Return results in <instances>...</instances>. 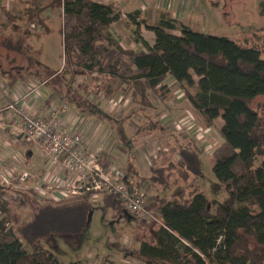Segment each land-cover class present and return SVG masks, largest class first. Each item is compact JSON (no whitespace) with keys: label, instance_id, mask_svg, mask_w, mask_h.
<instances>
[{"label":"trees","instance_id":"1","mask_svg":"<svg viewBox=\"0 0 264 264\" xmlns=\"http://www.w3.org/2000/svg\"><path fill=\"white\" fill-rule=\"evenodd\" d=\"M17 2V12L0 6L5 18L0 21V74L9 83H43L50 91L49 99H66L79 111L92 112L113 128L120 125L122 129L125 117L127 124L132 123L133 114L144 108L147 114L142 113L144 120L136 122L134 130L145 136L159 129L148 112L163 108L172 97L164 82L171 76L201 128H215L216 120L221 121L217 128L221 140L211 149L212 171L216 186H222L226 196L222 200L208 198L200 190L196 181L201 173L199 146L188 137L177 147L176 161L170 159L152 169L150 179L162 184V193L148 201V210L156 220L145 221L151 224L148 235L137 240L132 250L124 249L125 257L141 264H264V59L260 49L188 25H181L180 33L175 34V20L165 10L159 11L154 22L139 17L138 10L128 13L136 26L135 39L144 48L123 47L110 33L111 25L120 17L114 3ZM47 8L61 12L59 69L44 64L30 43L36 27L48 31L42 16ZM260 14H264V0ZM140 23L153 32L151 45L140 37ZM83 77L88 80L80 82ZM121 90L129 99L127 114L114 119L95 99H107ZM124 134L118 138L128 140ZM23 141L30 143L25 137ZM164 151L155 157L164 160ZM97 161L104 170L112 164L106 156L97 157ZM166 171L171 180L166 178ZM168 183L175 188L170 195L164 192ZM128 187L136 192L138 185ZM6 191L0 180V264H60L53 253L37 247V240L52 233L79 234L95 203L103 210L123 211L135 219L123 209L118 196L104 191L97 192L99 197L93 200L92 193H85L53 201L37 197L29 187L25 196L30 194L45 204H36L32 219L13 229L5 226L2 217L8 211Z\"/></svg>","mask_w":264,"mask_h":264},{"label":"rangeland","instance_id":"2","mask_svg":"<svg viewBox=\"0 0 264 264\" xmlns=\"http://www.w3.org/2000/svg\"><path fill=\"white\" fill-rule=\"evenodd\" d=\"M181 1L182 11L180 14V22L196 31L211 35L226 36L244 45L255 46L260 49L261 58L264 59V14H260V3L262 0ZM2 4H5L6 7L13 12H17L20 9V5L14 0H0V5ZM187 6L191 8L188 10ZM4 20L5 18L0 12V21ZM180 22H175V32H180L182 25ZM48 28V31L38 29V32H35V34L33 33L34 35L31 37L30 43L33 48L37 50L39 58L44 64L51 69H58L62 64V42L60 20L57 16L49 19ZM87 80L88 77H83L80 82ZM178 90H180V88L175 87L172 94L176 93L174 94L178 95L176 97H183V94H177ZM92 98H94L93 95ZM101 98L102 96L97 99L99 100ZM109 98L113 100L112 105L116 103L114 106L115 108L117 107V100L120 98L121 100L128 99L122 90L115 92ZM66 102L68 101L66 100ZM189 122L190 120H188V123ZM220 124V119H217L214 126L215 128L211 127L204 132V140H202L201 143L200 140L195 141L200 151L198 159L201 173L200 176L197 177L198 185L200 190L203 191L208 198L217 200H222L226 196L223 187L216 186L217 180L212 171L214 158L211 149L212 146L216 145L221 140L217 131ZM190 131L191 129L186 130L188 133L187 135H189L188 137H193L190 135ZM173 132L174 135L178 137L186 133L183 132V128H176L174 131H171L170 134H173ZM191 132H193V130ZM157 141L161 144L165 142L162 138H158ZM32 144H34V148L31 149L33 153L30 161L34 162L35 165L33 167L31 165L26 167L22 162L19 167V164L15 165L12 162L10 165L12 169H14L13 166L16 167L14 176L26 171L29 175H32V178L36 175L40 177V144L38 145L37 142H32ZM140 146L144 148V145H140V142L133 144V148L135 149ZM40 147L44 149L41 145ZM20 161H24V156H20ZM32 178L30 177V179ZM7 180V183L3 181V185L7 188L5 198L8 203V211L4 216L2 215V217H5V226L17 229L32 219L36 204L39 203L40 205H44L45 202L42 200L41 202H37L30 194L25 196L24 190L29 187L33 188L36 184L29 186L25 183L26 181L22 182L15 178L12 180L8 178ZM157 187L162 190L161 183L157 184ZM154 192L157 194L162 193L158 192V188ZM166 194L170 195L171 193L169 191ZM36 196L38 197V195ZM146 196L147 195H145V198L149 201L151 197L149 196L148 198V196ZM150 227V222L145 223V221L132 219L123 211L118 212L112 209L103 210L100 208L99 204L95 203L86 227L79 234H47L42 239L37 240L36 243L38 244V248L53 253L60 264H101L103 259L110 257V255L117 257V264H128L127 261L132 262L133 258L130 256L125 257L124 249L130 251L136 247L138 244L137 240L145 238L148 235ZM25 246L31 249L27 244H25Z\"/></svg>","mask_w":264,"mask_h":264},{"label":"crops","instance_id":"3","mask_svg":"<svg viewBox=\"0 0 264 264\" xmlns=\"http://www.w3.org/2000/svg\"><path fill=\"white\" fill-rule=\"evenodd\" d=\"M96 1L102 3H114L118 6L120 17L111 25L110 33L111 36L115 40H117L123 47H133L136 49L144 48L141 41L139 39L138 41H136L135 39L133 31L136 26L128 17V13L130 12L138 10L139 17H146L151 22H154L155 20H157L159 11L165 10L170 13L175 22H180V14L182 11L181 0ZM189 8L191 7L189 6L188 10ZM42 16L46 18L47 27L49 24V19L51 17L55 18V16L59 18L61 26L62 21L60 10H51L47 8L43 11ZM182 25L186 24L182 23ZM36 28L37 32L38 29L41 30L40 27ZM138 29L139 35L143 39V41L151 45L154 38L153 32L145 29L142 23L139 24ZM174 30L173 33H180L175 32ZM164 82L170 89L171 94L173 89L175 87H178L177 83L171 76H167ZM32 85H34L36 88L31 91V94H27L25 97H22L20 99V102L31 111H40V114L43 116L47 113L48 110L57 108L60 101L63 100L56 97L49 99L50 91L44 84H38L34 81L24 82L18 80L9 83L7 78L0 74V158L4 160L5 166L10 169H12V166H10L12 162L15 165L19 164V167L22 162L26 167L29 165L33 167L35 165L34 162L30 161L33 153L31 149L34 148V144H32V142L25 143L23 141L24 134L22 132L23 127L20 118L17 115H14L12 110L5 108V105L8 101L15 97L24 95ZM174 94H172V97L166 101L163 108L159 109L158 111L152 112V110H150L148 112V114H152L151 117L155 119V123L159 125V129L153 130L151 134L145 136H139L137 134L138 132H135L134 130V125L136 124V122L138 123L144 120L142 113L147 114V111L144 108H141L140 110H138L139 112L137 111L135 114H133L132 123L130 122L129 124H127L128 120H126L125 117L122 122V129H120V125H118V127L116 128H113L108 122L103 121L97 115H93L92 112H81L77 108L73 107V105H69L68 113L62 116L66 119L65 121H67L69 126L73 125L74 127H76L77 130L88 139L89 148L93 150V153L96 155V157L106 156L111 159L112 164L110 169L108 170H114L117 174L123 176L122 180L127 184V186L134 187L138 185L136 192L142 194L143 196L147 195L149 198V196L151 197L154 194H157L154 192L157 188L158 192L162 191L161 189H159V187H157L158 183H153V181L150 179V173L152 169L162 166L164 162H168L170 159L176 161L178 159L176 150L177 147L182 144L184 145L186 143V140H188V133L186 131H183L186 133H184V135H180L181 137L174 135V133L170 134L171 131H174L171 122L175 119L183 117L187 113H190L195 118V114L189 110L184 96L176 97L178 95ZM177 94L182 95L181 90H178ZM112 101L113 100H110V98L106 99L104 97L96 100L101 110L114 119H120V117L127 114L126 109L129 105V99L121 100L120 98L119 100H117V108H115L114 106V108H112ZM157 102H159V100H157ZM123 125H125V129H123ZM116 130L118 136H116ZM121 133H125L123 136L128 140H120L118 137ZM158 138H162V140L165 141L164 144L158 143ZM194 140L197 141L196 139ZM139 142L140 145H144V148L142 146L137 149L133 148V144ZM39 148L41 152L39 153V157L41 159V162L39 164L40 176H48L53 178L59 177L63 171L62 165L59 163L50 162L45 150L42 149L40 145ZM161 150H165L164 160H158L155 157ZM28 151H31V156L27 155ZM165 153L168 155H166ZM20 156H24V161H20ZM13 168L16 167L13 166ZM174 173L176 174V171ZM166 175V178L171 180V175L168 174V171H166ZM38 178L39 177L36 175L31 180L25 183L29 186H32V184L35 185ZM191 179L192 178L189 177V180ZM147 180L150 182H148ZM172 183H168V188L165 189L166 191L164 190L165 193L169 191L170 193L173 192L174 187H172ZM116 259L117 257H115L114 255H110V257H106L104 263L117 264ZM127 263L139 264V262H136L133 259L132 262L127 261Z\"/></svg>","mask_w":264,"mask_h":264},{"label":"built area","instance_id":"4","mask_svg":"<svg viewBox=\"0 0 264 264\" xmlns=\"http://www.w3.org/2000/svg\"><path fill=\"white\" fill-rule=\"evenodd\" d=\"M34 88L36 87L32 85L24 95L8 101L5 108L12 110L13 114L20 118L24 137L30 142L40 144L49 161L59 163L63 167L61 175L57 178L40 176L37 179L34 191L38 197L43 198L44 196L57 201L70 195L92 193L91 199L93 200L97 199V192L104 191L107 194L118 196L123 209L133 215L137 221H155V217L148 210V200L145 196L129 189L122 180L123 176L114 170H104L93 150L89 148L88 139L76 127L69 126L65 121L62 115H66L69 111V104L66 100L60 101L57 108L48 110L43 116L40 111H31L20 102V99L31 94ZM188 120H190L189 123ZM171 125L173 129L193 130L190 134L194 139L200 140V143L204 140V132L210 129L201 128L190 113L175 119ZM14 170L15 168H7L4 160L0 158L2 184L3 181L7 183L8 178L11 180L15 178L22 182L31 180L32 175L28 172L23 171L14 176ZM93 192L96 193L93 194Z\"/></svg>","mask_w":264,"mask_h":264},{"label":"water","instance_id":"5","mask_svg":"<svg viewBox=\"0 0 264 264\" xmlns=\"http://www.w3.org/2000/svg\"><path fill=\"white\" fill-rule=\"evenodd\" d=\"M27 155H28V156H31V151H28V152H27Z\"/></svg>","mask_w":264,"mask_h":264}]
</instances>
